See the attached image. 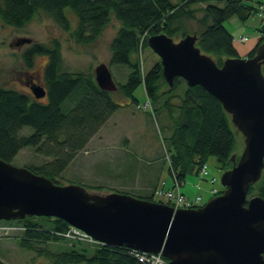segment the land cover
<instances>
[{
  "label": "trees",
  "instance_id": "1",
  "mask_svg": "<svg viewBox=\"0 0 264 264\" xmlns=\"http://www.w3.org/2000/svg\"><path fill=\"white\" fill-rule=\"evenodd\" d=\"M246 2L0 0V20L19 29L31 23L39 12H44L64 32L70 33L75 42L91 44L102 35L112 19H116L120 27L110 43L109 62L126 64L130 69L127 82L118 83L116 91L141 111L139 106L144 104L138 101L135 92L140 85H144L152 108L142 111L164 113V126L167 122L171 131L166 138L165 159L172 181L182 184L188 174L200 173L211 156L217 158L222 171L230 169L233 166L232 157L237 152L236 130L221 102L202 86L189 87L182 78H176L174 85L170 86L163 76L159 59L144 73L138 60L139 49L150 48L148 38L152 35L166 34L170 38L181 39L195 33L197 46L209 54L218 66H222L226 59L240 57L233 45L234 37L224 24L232 17L242 21L251 17L254 10ZM67 9H71L76 16L75 28H72ZM197 13H201V17H197ZM191 22H196L198 28L191 30ZM257 47L248 57L256 54ZM61 53L60 41L53 39L48 44H32L22 54L27 69H32L36 56H47L44 74L46 102L37 100L34 95L0 87V159L10 162L20 150L35 148L46 156H52L53 161L41 168L26 167L57 184L61 183L59 177L63 169L84 149L109 116L122 107L114 100V92L98 86L95 75L63 71ZM262 72L264 74V65ZM181 85L184 86L182 91L177 92ZM25 127L33 132L20 134ZM262 171L260 180L250 185L249 198L254 195L264 198V169ZM155 186L137 197L156 201L155 197L159 196L157 191L163 182ZM100 187L92 186L94 189ZM1 225L15 228L6 235L21 231L16 239L18 244L34 251L37 256L45 257L49 264H148L141 262L134 250L126 246L92 244L67 237L66 233L72 226L61 218L26 216L9 222L1 221ZM54 244L55 249H51L49 245ZM166 261L169 263L168 259ZM0 264L5 263L0 261Z\"/></svg>",
  "mask_w": 264,
  "mask_h": 264
},
{
  "label": "water",
  "instance_id": "2",
  "mask_svg": "<svg viewBox=\"0 0 264 264\" xmlns=\"http://www.w3.org/2000/svg\"><path fill=\"white\" fill-rule=\"evenodd\" d=\"M179 41L152 35L148 45L158 56L170 86L182 78L200 85L222 104L245 138L238 160L221 176L224 191L198 208L175 209L122 192L100 194L80 184H57L27 167L0 159V221L26 216L57 217L95 240L162 254L169 264H264V198L248 197L264 169V41L253 57L229 58L222 66L197 46L198 37ZM31 42L18 41L16 45ZM102 90L115 91L109 67L95 68ZM37 100L47 91L33 83Z\"/></svg>",
  "mask_w": 264,
  "mask_h": 264
},
{
  "label": "rangeland",
  "instance_id": "3",
  "mask_svg": "<svg viewBox=\"0 0 264 264\" xmlns=\"http://www.w3.org/2000/svg\"><path fill=\"white\" fill-rule=\"evenodd\" d=\"M195 7L200 8L199 5H195ZM65 11L71 20L72 28H75L76 16L71 9ZM196 16L201 17V13H197ZM191 24V30L198 28L196 22H191ZM224 25L235 38L249 36L254 40V38L260 37L259 29L262 28V17L252 14L245 21L238 17H232ZM119 27L120 23L116 19H112L97 40L91 44H80L75 42L70 33L64 32L44 12H39L31 23L19 29L5 25L0 20V87L15 89L32 96L26 82L32 80L46 88L44 74L45 64L48 61L47 56H36L32 69H27L24 66L22 54L32 44H48L53 39H57L61 43L63 71L71 74L83 73L94 77L95 68L105 63L109 67L116 85L126 83L130 73L129 67L126 64H111L109 62L110 43ZM173 39L174 41L180 40V38ZM23 40L31 42L16 45L18 41ZM139 50L138 60L141 61L142 71L145 73L158 61L159 57L148 47ZM181 86L177 92L182 91L184 86ZM115 91H112L114 92L113 98L122 107L109 116L97 133L91 136L92 138L83 147L84 149L79 151L69 165L63 169L64 171L59 177L60 184H80L88 191L100 194L124 191L135 196H141L139 186L142 183L148 185L149 188L151 185L155 186L157 182L167 181L170 185L172 178L165 155L168 146L166 138L171 131L167 122L164 126V113L152 114L151 110L140 111L131 100L129 101L118 91ZM135 96L142 105L148 101L144 85L138 87ZM41 100L46 102L47 98ZM232 126L236 130L237 138V152L233 156H235V160H238L245 147V138L233 124ZM32 132L31 128L25 127L20 134L28 135ZM52 159V156H46L35 148L27 147L20 150L10 162L17 167L41 168L53 161ZM207 168L209 172L207 177L190 173L186 176L184 185L181 187L188 197L201 196L203 204L213 197L210 193L213 187L218 189V192L224 191V186L221 184L223 171L215 156L208 159ZM212 177L216 178L214 184L210 182ZM92 186L101 187L94 189ZM166 186L165 188H167ZM155 200L167 203L165 197L162 196H156ZM20 234L21 231L18 230L9 235L0 231V261L5 264H49L45 257L37 256L34 251L25 249L18 244L16 239ZM49 247L55 249L56 246L54 244Z\"/></svg>",
  "mask_w": 264,
  "mask_h": 264
},
{
  "label": "built area",
  "instance_id": "4",
  "mask_svg": "<svg viewBox=\"0 0 264 264\" xmlns=\"http://www.w3.org/2000/svg\"><path fill=\"white\" fill-rule=\"evenodd\" d=\"M262 1L263 0H247L246 3H248L253 9L256 10V13H258L260 16L264 18V2ZM261 34L264 37V32H262ZM246 40H247L246 37L241 38L242 42ZM139 108L143 110H148V109H151V105L149 102H147L143 106H139ZM207 173H208L207 167L206 165H204L199 174L201 176H206ZM214 182H215V178H212L211 183H214ZM175 186L176 188L169 189L166 191L163 189H159L157 191V194L160 196H164L166 200H168L175 209L180 208V207H185V208L195 207L201 203L200 196L195 197L194 199H190L179 190V187H178L179 184L177 182H175ZM211 193L213 195H216L219 192H218V189L212 188ZM14 229H15L14 227H10V226H5V225L0 226V231L3 232L4 234H8L10 231ZM66 236L71 237V238H76L78 240H83V242L87 241L88 243H92V244H94V242L104 244L103 242L95 240L93 237H91L87 233L73 226L71 227L70 231L66 233ZM134 252L136 253L137 257L139 258L141 262H147L148 264H169L166 261V259L162 256V254L160 253L159 254L140 253L135 250Z\"/></svg>",
  "mask_w": 264,
  "mask_h": 264
},
{
  "label": "crops",
  "instance_id": "5",
  "mask_svg": "<svg viewBox=\"0 0 264 264\" xmlns=\"http://www.w3.org/2000/svg\"><path fill=\"white\" fill-rule=\"evenodd\" d=\"M234 37V36H233ZM241 37H244V36H241ZM240 37V38H241ZM247 37V40L245 42H241L240 41V38H235L234 37V41H233V45L234 47L236 48L237 52H238V56L240 57H247L249 55V53L254 50L256 48V46L259 44L260 42V37H256L254 38V40L252 38H249V36H245ZM232 45V46H233ZM165 182V181H164ZM159 183L160 182H157L155 185V188L159 186ZM167 185V186H166ZM174 185L173 181H171V184L168 185L167 181L165 182V186L167 188H172ZM184 185V184H183ZM182 185V186H183ZM152 186V185H151ZM181 186V187H182ZM154 187V186H152ZM151 187V188H152ZM139 191H140V194L142 193H145L146 191L150 190L151 188L148 187V185H145V183H142L140 186H139ZM181 191L184 193V191L182 190V188H180ZM197 196V195H196ZM192 198V197H190Z\"/></svg>",
  "mask_w": 264,
  "mask_h": 264
},
{
  "label": "flooded vegetation",
  "instance_id": "6",
  "mask_svg": "<svg viewBox=\"0 0 264 264\" xmlns=\"http://www.w3.org/2000/svg\"><path fill=\"white\" fill-rule=\"evenodd\" d=\"M27 84V86H28V88H29V85H31V84H33L34 82L31 80L30 82H26ZM30 89V88H29Z\"/></svg>",
  "mask_w": 264,
  "mask_h": 264
}]
</instances>
